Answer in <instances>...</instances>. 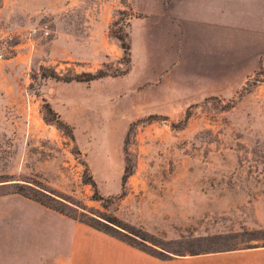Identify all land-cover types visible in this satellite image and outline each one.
<instances>
[{"label":"rangeland","instance_id":"rangeland-1","mask_svg":"<svg viewBox=\"0 0 264 264\" xmlns=\"http://www.w3.org/2000/svg\"><path fill=\"white\" fill-rule=\"evenodd\" d=\"M254 5L243 42L177 65L160 51L158 0H0V196L21 189L85 226L117 219L157 260L264 248V2ZM112 31L128 35L129 70ZM99 70L108 76L63 80ZM45 104L73 139L43 120ZM3 235L0 264L21 263L26 250Z\"/></svg>","mask_w":264,"mask_h":264},{"label":"crops","instance_id":"crops-1","mask_svg":"<svg viewBox=\"0 0 264 264\" xmlns=\"http://www.w3.org/2000/svg\"><path fill=\"white\" fill-rule=\"evenodd\" d=\"M158 1L160 51L177 65L221 56L233 42H243L247 11L255 9V0ZM88 230L100 234L22 195L0 196V235H11L27 253L19 264H135L127 259L137 255L142 264H264V248L157 260L147 253L110 248V241L101 245L103 237Z\"/></svg>","mask_w":264,"mask_h":264},{"label":"trees","instance_id":"trees-1","mask_svg":"<svg viewBox=\"0 0 264 264\" xmlns=\"http://www.w3.org/2000/svg\"><path fill=\"white\" fill-rule=\"evenodd\" d=\"M119 31L121 32V30H119ZM111 34L119 41L120 48L123 52L124 63L128 68L127 70H129V66L131 63V55H130L131 46H130V43L128 40V35L127 34L123 35L119 32H113V31L111 32ZM125 72H128V71H125ZM43 76H48V77H53V78L59 79V77H57V75H55L54 72H51L48 74L45 73V75L43 74ZM106 76H108V74L105 71L99 70L95 74L85 72V73L75 75L74 77H71V78H65L63 80H65L66 82L76 81V82L88 83V82H91V81H94L97 79L104 78ZM43 120L48 124L55 125L60 131H62L64 134L68 135L70 138L73 139V134H72L70 127L60 119V117L57 115L56 112L53 111V109L50 107L49 104H45L43 106ZM185 122L186 121H182V126L185 125ZM86 170H87V168H86ZM132 173H133V167L130 165V161H128V159H126V166L124 168V172H123V175L121 178L122 186H124L126 184L128 178L132 175ZM86 183H89L93 187L95 196H97L96 200L97 201L102 200V198L97 195L96 184L93 181V179L91 177H88ZM15 194H20V195H22L28 199H31L37 203H40L41 205H43L47 208H51L48 205H45L44 203H42V201H40L39 199H36L34 197H29L28 195L22 193L21 189H20V191L15 192ZM51 209L58 211L59 213L65 215V216H68L58 209H55V208H51ZM106 221H107V223H100V222L96 221V225L95 224L94 225L88 224V223H86V224L89 227H91L97 231H100L106 235H109L113 238H117L120 241H122V242H124L130 246H133L142 252H145L149 255H152V256H155L157 258L162 259V257H160V256H162L161 254L153 255L151 252H149L148 249L142 248V247L135 245L132 242H130L129 237H127L126 234H123L121 232V230H123V231L129 232V233H132L133 229L129 228L127 225H123L120 221H118L117 219H114V218H108V220H106ZM132 234H134V233H132ZM191 255H195V254H191Z\"/></svg>","mask_w":264,"mask_h":264}]
</instances>
